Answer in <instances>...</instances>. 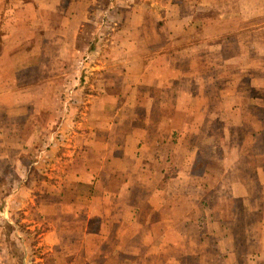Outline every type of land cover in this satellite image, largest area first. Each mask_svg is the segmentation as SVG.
Instances as JSON below:
<instances>
[{"label":"crops","instance_id":"crops-1","mask_svg":"<svg viewBox=\"0 0 264 264\" xmlns=\"http://www.w3.org/2000/svg\"><path fill=\"white\" fill-rule=\"evenodd\" d=\"M13 1L30 7L32 12L56 11L57 2L47 6L40 0ZM5 4L6 0H0V13L5 12ZM21 5L13 11L21 12ZM66 20L70 25L72 16ZM195 23L192 20L191 27H200ZM204 41L191 39L184 44L189 48L148 55L146 59L131 56L128 48L127 71H135L127 95L116 93L103 103L77 105L78 109H86L90 103L95 109L102 105L101 115L87 117L84 113L86 117L75 120L77 124L88 121L87 130L74 134L86 143V134L91 130L100 133L87 146L92 156L81 165L70 159L62 176L44 174L32 183L30 194L16 196L20 206L15 207L27 206L26 219L45 224L42 236L48 252L61 249L63 255L55 264H242L241 249L236 245L241 235L238 228L247 229V222L254 220L264 229V86L252 80V87L242 90L241 99L233 97L231 104L234 89L228 71L215 73L214 69L219 64L215 58L217 41ZM33 42L36 45L39 39ZM203 43L208 44L204 56L211 63L210 70L209 64L205 65L204 73L192 63L196 55L193 50ZM51 57L56 59L54 54ZM165 57H174L176 67L167 69ZM183 64L188 67H177ZM31 69L46 70L41 63ZM51 71L48 68V78L33 87L8 91L12 99L0 112L2 124L17 125L21 112L28 109L38 126L43 123L42 117L54 109L64 111L59 123L66 121L68 103L50 105L28 97L30 93L50 97L49 92H56V82L50 81ZM200 78H204L205 85ZM218 81H225L226 86L221 87ZM216 96L226 103L223 108L215 102ZM244 99L246 105L242 106ZM241 108L249 110L248 117L245 112V117L241 115ZM237 109L241 111L235 123L219 117L222 112ZM215 124L221 125L218 136ZM232 124L238 126L233 137ZM247 124L251 125V133L243 132ZM42 130L45 132V128ZM23 139L22 129L0 128V162L15 174L16 189L19 186L21 190L28 186L24 175L20 176L21 163L31 151L30 137ZM16 141L20 145L15 144L12 154L10 149L4 150L6 144ZM1 215L9 219L8 213ZM70 236L82 238L67 241ZM6 237L3 234L0 238V257L6 254ZM90 241H94V247H89ZM2 260L0 264H8L5 258ZM245 261L264 264V257L258 250Z\"/></svg>","mask_w":264,"mask_h":264},{"label":"rangeland","instance_id":"rangeland-1","mask_svg":"<svg viewBox=\"0 0 264 264\" xmlns=\"http://www.w3.org/2000/svg\"><path fill=\"white\" fill-rule=\"evenodd\" d=\"M41 1L47 6L57 2L56 11L32 12L28 10L30 7L6 0L5 12L0 13V60L5 61L0 64V112L4 111V104L12 99V93L9 95L8 91L27 89L40 83L48 78V68L53 70L50 73V81L56 82L53 84L56 86V92H49L50 97L41 93H30L29 100L34 97L36 101L48 102L50 105L56 102L68 103L70 109L65 113L67 119L61 122L62 124L58 121L62 109L46 113L40 126L30 118L29 109L21 112L22 116L20 121L17 120V125L14 122L2 124L3 120L0 119L2 129H22L23 141L29 136L28 143L31 148L21 163L23 170H20L23 173L20 176L24 175L23 181L28 185L22 190L19 186L16 189L15 174L6 169L0 158V229L7 236L4 246L7 249L6 254H2L0 259L3 263L2 259L5 258L8 264H55L57 259H61V249L51 254L45 247L42 236L46 230L45 224L26 219L28 215L24 212L27 206L18 209L20 205L16 196L30 194L32 183L40 181L45 177L44 174L62 176L70 159H76L74 161L77 165H81L92 156L87 146L91 145L94 139H98L100 133L91 130L86 134L89 139L86 143L84 138L74 134L76 131L87 130L90 127L86 125L88 121L82 124H77L76 121L78 116L86 117L84 113L87 117L101 115L102 105H98V109L90 108L91 103L86 109H78L77 105L80 106V102L103 103L108 101L110 96L115 97L116 93L127 95L126 91L132 83L131 76L135 71H127L125 59L128 48L131 56L137 55L146 59L148 55L171 54L184 47L189 48L190 46L184 44L191 39L206 41L208 38L219 42L215 45V51L218 52L215 55L216 63L219 64L215 65L214 69L215 73L228 71L230 85L234 89L231 93V104L234 103L233 97L241 99L242 90L252 87V80L256 79L257 83L264 86V0ZM20 5L22 11L14 12V7L18 8ZM69 15L72 16L70 25L66 23ZM192 20L200 27H191ZM257 28L263 29L255 31ZM244 29L246 31H243ZM34 39H39L38 44L33 45ZM169 39L177 40L166 43ZM131 42L133 45H130ZM207 48L208 44L203 43L193 50V54H196L192 61L193 66L203 73L207 70L206 64H209L208 70L211 69V63H207L204 56ZM53 54L56 59H52ZM57 57L61 59L58 60ZM10 58L12 60H9ZM163 60L166 61L167 69L176 67L177 61L174 57H165ZM38 63L46 70L31 69ZM23 66L29 68L13 73L12 70ZM177 67L186 69L188 65ZM200 82L205 85L204 78H200ZM218 85L226 86V82L218 81ZM215 102L220 108L226 105L221 103L222 99L217 96ZM244 105L245 99L242 102V106ZM241 110L242 116L249 111L246 108ZM241 110L222 112L219 117H226L235 123ZM124 112L127 113V108ZM246 116L248 117L247 114ZM237 127L235 124L231 125L232 137ZM44 128L45 132L42 130ZM214 129L218 136L221 125L215 124ZM33 131L35 139L31 136ZM252 131L249 124L243 127V132ZM50 138L52 141H49ZM15 144L20 145L17 141L13 144L9 142L4 146V150L10 149L12 154L17 148ZM11 200H14L13 204H8ZM15 204L18 206L15 207ZM3 213H8L9 219H2ZM247 225V229L238 228V234L241 230V235L236 238V245L241 249L242 264H249L245 261L246 256L249 257L258 250L259 256L264 257V229L254 220L247 222ZM80 238L82 236H70L66 240ZM88 245L94 247V241L88 242ZM90 258L93 259V256ZM73 264L80 263L77 261Z\"/></svg>","mask_w":264,"mask_h":264}]
</instances>
